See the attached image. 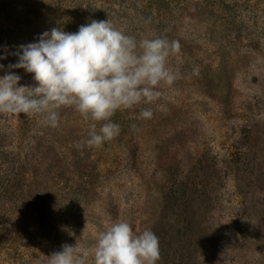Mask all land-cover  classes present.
Instances as JSON below:
<instances>
[{"label":"rangeland","instance_id":"rangeland-1","mask_svg":"<svg viewBox=\"0 0 264 264\" xmlns=\"http://www.w3.org/2000/svg\"><path fill=\"white\" fill-rule=\"evenodd\" d=\"M92 20L137 40L177 41L168 59L176 79L152 104L118 110L120 133L99 148L75 146L90 122L72 109L56 128L40 115L0 114V219L10 222L0 230V264H47L64 244L89 252L118 220L158 236L157 264H264L259 195L236 178L241 161L227 163L239 140L264 155V0H0V76L18 62L19 45ZM12 71L20 85L34 84L24 69ZM143 108L151 119H138ZM185 178L186 204L176 205L167 193ZM34 204L50 206L53 231L35 223Z\"/></svg>","mask_w":264,"mask_h":264},{"label":"clouds","instance_id":"clouds-1","mask_svg":"<svg viewBox=\"0 0 264 264\" xmlns=\"http://www.w3.org/2000/svg\"><path fill=\"white\" fill-rule=\"evenodd\" d=\"M178 49L166 36L137 40L109 20H92L76 32L53 27L11 53L18 62L0 76V114L40 115L56 128L61 110L72 109L90 122L88 137L75 146L99 148L119 135L120 125L112 122L118 110L150 105L160 98L161 85L174 82L168 59ZM13 69L32 74L34 84L20 85ZM152 117L153 110L143 108L138 119ZM47 257V264H157L159 238L151 229L137 232L118 220L98 234L89 252L64 244Z\"/></svg>","mask_w":264,"mask_h":264},{"label":"trees","instance_id":"trees-1","mask_svg":"<svg viewBox=\"0 0 264 264\" xmlns=\"http://www.w3.org/2000/svg\"><path fill=\"white\" fill-rule=\"evenodd\" d=\"M252 136L251 134V130L249 131V139ZM246 140H239L238 142H236V145H234L233 150L238 148L241 149V153L239 152H235V151H230L228 150V157L229 160L227 161V163H230L231 166H233L234 162L237 163L238 161H241V170H236V178H240L242 179V181H244L247 183L246 185H248L249 187H252L250 189H252L253 191H256L257 194L259 195V201H258V207L259 210H256V212H260V216L261 218H264V155L259 152L258 149H255L256 143H253L251 141H248L247 144H245L244 142ZM258 153H257V151ZM261 154V155H260ZM217 157V156H216ZM80 161V159H79ZM78 160H75L74 162H79ZM216 165V168L212 169L213 171H218V163L215 161L212 165ZM211 165V166H212ZM227 166V165H225ZM197 175H193V181L196 182ZM196 178V179H195ZM250 178V180L248 179ZM187 178H185V180L180 182H176L173 181V183L175 184H183L181 187H178L174 184L170 185V191H168L167 196L168 199L173 200V202L177 205L178 201H180L181 203L179 205H182L183 203L186 202V190H187V185L188 183L186 182ZM251 181V182H250ZM203 194L206 195V197H209L210 194L212 193V189H213V183H210L208 180H206L205 182H203V184L201 185V187H203ZM198 187V186H196ZM199 188V187H198ZM201 189V188H200ZM257 201V200H256ZM186 204V203H185ZM35 208V209H34ZM31 209H34L33 211L35 212V214H37L40 217H37L35 219H33L35 221V223H43V226L50 231H53V223H51V220L49 219V215L51 213V208L48 205L45 204H39L37 207L34 205H32ZM179 213V212H178ZM177 213V215H178ZM180 214H183L182 212ZM181 216V215H180ZM26 218H31V214L29 215V217ZM179 221V220H178ZM182 222V223H181ZM179 229H178V235L180 240H182L184 234L181 233L182 232H186L189 230V228L183 224L184 223V219L182 221H179ZM10 225V222L8 221V219L6 218H1L0 219V230H6L8 229V226ZM205 229V228H204ZM5 235H8L9 233H11V231H7V232H2ZM10 235V234H9Z\"/></svg>","mask_w":264,"mask_h":264}]
</instances>
